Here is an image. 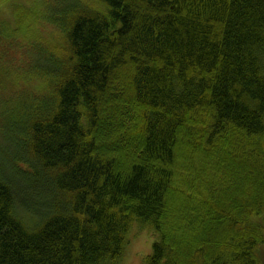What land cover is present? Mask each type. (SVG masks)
Instances as JSON below:
<instances>
[{"label":"trees","instance_id":"obj_1","mask_svg":"<svg viewBox=\"0 0 264 264\" xmlns=\"http://www.w3.org/2000/svg\"><path fill=\"white\" fill-rule=\"evenodd\" d=\"M48 13L21 73L0 21V76L42 83L5 102L0 264H123L137 225L145 264H263L264 0Z\"/></svg>","mask_w":264,"mask_h":264},{"label":"rangeland","instance_id":"obj_2","mask_svg":"<svg viewBox=\"0 0 264 264\" xmlns=\"http://www.w3.org/2000/svg\"><path fill=\"white\" fill-rule=\"evenodd\" d=\"M55 0H0V21L7 30L2 31L4 39L9 41L17 40L7 57V66L12 69L25 67L29 56H36L40 50V45L34 43L37 39L44 44L55 43L60 47L64 36L60 34L48 13V6L54 4ZM88 2V0H82ZM49 15V18H48ZM7 34L11 38H7ZM6 44V41H5ZM54 48V49H55ZM61 51H59L60 53ZM6 69L4 75L0 76V128L7 125V116H4L5 102L17 95L18 91H23L32 84L39 86L40 81L24 79L21 74L19 79L15 70ZM2 78V79H1ZM0 135V141L2 140ZM3 142V140L1 141ZM264 226V221H263ZM130 245L125 253L123 264H145V258L152 251L155 237L150 228L133 226L130 233ZM261 258L264 264V246Z\"/></svg>","mask_w":264,"mask_h":264}]
</instances>
